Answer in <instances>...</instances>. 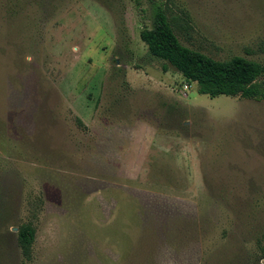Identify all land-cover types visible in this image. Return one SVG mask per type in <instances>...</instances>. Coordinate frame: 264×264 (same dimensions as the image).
Instances as JSON below:
<instances>
[{"label":"rangeland","instance_id":"obj_1","mask_svg":"<svg viewBox=\"0 0 264 264\" xmlns=\"http://www.w3.org/2000/svg\"><path fill=\"white\" fill-rule=\"evenodd\" d=\"M156 9L264 65V0H0V264H264V102L162 70Z\"/></svg>","mask_w":264,"mask_h":264},{"label":"trees","instance_id":"obj_2","mask_svg":"<svg viewBox=\"0 0 264 264\" xmlns=\"http://www.w3.org/2000/svg\"><path fill=\"white\" fill-rule=\"evenodd\" d=\"M139 39L144 43L147 53L162 61L161 68L170 65L186 82H195L197 91L210 97L217 95H238L264 102V65L232 55L225 60L213 59L204 53L182 45L164 12L156 9L149 28H141ZM0 188V226L11 214L3 199ZM6 217L1 220V217ZM16 244L22 257L30 258L34 240V227L30 221L16 225ZM260 258L264 259V247Z\"/></svg>","mask_w":264,"mask_h":264}]
</instances>
